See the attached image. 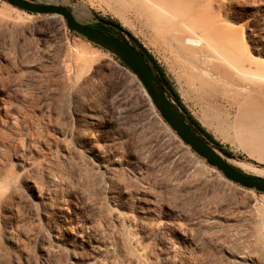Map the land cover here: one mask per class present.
Segmentation results:
<instances>
[{"label": "rangeland", "instance_id": "374dc122", "mask_svg": "<svg viewBox=\"0 0 264 264\" xmlns=\"http://www.w3.org/2000/svg\"><path fill=\"white\" fill-rule=\"evenodd\" d=\"M39 1L86 23L118 19L229 160L264 176V160L236 135L247 96L211 101L179 80L184 70L132 0ZM220 1L224 22L264 59V0ZM208 105L229 112L227 138ZM0 264H264V193L195 153L136 74L62 16L0 0Z\"/></svg>", "mask_w": 264, "mask_h": 264}, {"label": "bare ground", "instance_id": "6f19581e", "mask_svg": "<svg viewBox=\"0 0 264 264\" xmlns=\"http://www.w3.org/2000/svg\"><path fill=\"white\" fill-rule=\"evenodd\" d=\"M132 4L174 65L184 70L179 80H185L197 92L207 91L211 101L225 98L229 102L247 96L236 129L230 123L229 112L222 115L208 105L206 113L209 119L219 123L218 130L224 138H227L225 130L234 128L251 153L257 152L264 160V59L246 47L240 31L224 22L222 2L132 0ZM247 122L248 128L243 126Z\"/></svg>", "mask_w": 264, "mask_h": 264}, {"label": "water", "instance_id": "95a60500", "mask_svg": "<svg viewBox=\"0 0 264 264\" xmlns=\"http://www.w3.org/2000/svg\"><path fill=\"white\" fill-rule=\"evenodd\" d=\"M7 1L30 12L62 16L71 30L123 60L143 83L162 117L185 144L229 180L264 193V176L248 173L236 166L229 160L230 157L213 146L204 135L198 132L168 92L150 62L129 39L114 35L111 28L105 23L95 24L99 21L95 23L80 21L74 11L64 4L44 3L39 0Z\"/></svg>", "mask_w": 264, "mask_h": 264}, {"label": "trees", "instance_id": "16d2710c", "mask_svg": "<svg viewBox=\"0 0 264 264\" xmlns=\"http://www.w3.org/2000/svg\"><path fill=\"white\" fill-rule=\"evenodd\" d=\"M99 22L95 24L105 23L107 24L112 33L118 37L123 39H129L134 46L138 48V50L144 54L145 58L148 62H150L153 70L156 74L159 75L160 80L168 90V92L173 96L176 100L177 104L182 108L183 112L185 113L188 121L198 130L199 133L205 136V138L216 148L222 151L228 157H235L236 155L232 150L226 147L220 140H218L215 135L207 129L205 125L192 113L189 107L184 102L180 92L178 91L175 82L168 74L166 68L159 62V60L154 56V54L130 31L128 30L123 24L116 18L110 17H99ZM71 32L75 33L76 35L80 36L76 32L70 29ZM95 46L107 51L106 49L94 44ZM109 52V51H107ZM112 54V53H111ZM115 59H117L120 64L125 66L127 69L131 70L130 66H128L123 60L112 54Z\"/></svg>", "mask_w": 264, "mask_h": 264}]
</instances>
